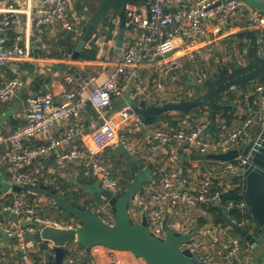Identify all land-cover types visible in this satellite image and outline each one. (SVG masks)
Masks as SVG:
<instances>
[{
    "label": "built area",
    "instance_id": "1",
    "mask_svg": "<svg viewBox=\"0 0 264 264\" xmlns=\"http://www.w3.org/2000/svg\"><path fill=\"white\" fill-rule=\"evenodd\" d=\"M175 1L150 0L151 18L144 4L126 3V31L134 33V42L123 51L120 64L102 85L94 86L95 77L83 80L78 84L76 91L66 94V100L62 103L57 102L51 92L27 97V123L9 133H0V145L7 147L1 162L11 167L14 183L25 186V189H29V194H34L32 188L28 187L38 184V176L25 171V168L36 159L52 158L56 166L55 171H65L70 164L78 163L83 167L85 176L96 178L102 188L114 194L120 193L119 184L113 179L111 169L97 159L95 154L75 148L63 149L64 143L84 129L81 112L90 104L102 118L91 133L95 150L99 152L116 143L121 144L127 151H132L134 147H131L126 135L120 134L119 130L133 121L136 131H143V141L148 146H172L187 155L225 154L236 149L247 135V130L261 122L264 115V96L259 102L260 111L255 112L232 133L214 141L206 138L210 128L209 121L194 129L186 126L175 129L171 127L170 122H166L162 128L153 129L146 127L136 115L130 114L128 108L116 115H108L113 108L114 97L121 95L125 87L139 76V66L144 64L158 68L155 90L163 92L164 82L168 79L185 70L188 65L207 61L209 53L203 52L199 46L210 39L209 25L214 20H230L235 24L244 22L250 29L258 31L261 43L258 52L264 56V15L249 8L243 1L196 0L192 6L173 9ZM21 14H26L25 26L18 25L13 43L1 48L0 68H6L11 61L27 57L31 47L30 40L33 38L36 39V49H40L44 28L48 26L62 24L67 31L79 32L77 22L69 19L68 0H40L34 11L30 8L28 11L21 9L15 3L0 1V34L7 33L13 25V17ZM107 19L108 22L103 23V33L95 36V44L101 51L109 41L111 26L115 32L120 24V17L116 12H112ZM180 42L189 50L186 49L183 56L175 55L181 47ZM65 56L69 55L65 53ZM23 86L24 81L20 76L5 81L0 87V102H11ZM256 91L264 93V85H259ZM67 119H72L73 122L66 133L58 138L52 135L57 124ZM34 138H42L45 143L38 146L25 145V142ZM245 164V159L223 162L220 172L224 177H233ZM159 176L158 184L143 185L132 202L147 213L148 231L151 234L164 240L167 230L183 235L196 229L197 235L190 244L183 245L181 249L192 251L199 264H247L253 260L251 249L243 247L241 239L228 224L210 222L200 229L194 224V211L204 217H210L203 205H222V192L213 190L211 175L193 181L181 169L171 168L162 171ZM230 188L226 185L223 191L227 192ZM234 207L235 204L230 202L229 209ZM238 207L246 210V203H241ZM3 208L4 211L12 213L18 221V225H14L0 220V230L10 238H18V264H38L32 255V247L35 244L31 243L30 246L24 235L36 233L41 225L58 228L65 226L40 215L36 211L37 206L28 203L23 197L14 198L11 205H4ZM171 210H177L178 215L166 226V216ZM248 223V220H243L241 224H236L243 228ZM103 252L107 255L108 262L101 264H134L135 261L143 260L129 252H119L101 246L93 247L90 257ZM121 253H128L131 260L121 258ZM82 256L89 258L85 249L78 255L71 256L67 264H84ZM0 264H3L1 260Z\"/></svg>",
    "mask_w": 264,
    "mask_h": 264
},
{
    "label": "crops",
    "instance_id": "2",
    "mask_svg": "<svg viewBox=\"0 0 264 264\" xmlns=\"http://www.w3.org/2000/svg\"><path fill=\"white\" fill-rule=\"evenodd\" d=\"M0 1L2 3H15L21 9L28 11V9L30 8L32 11H34L35 7L39 4L40 0ZM68 1L69 19L72 22H77L76 26L79 30L78 33H75L73 41H80V36L83 30V26L81 25L82 20L87 19V17L90 15V11L96 9L99 4L96 0ZM195 2L196 0H176L173 5V9L184 6H192L195 4ZM1 18L2 17L0 16V20ZM12 21L13 25L7 31V33L3 35L0 34V50L3 46H8L13 43L16 37L18 25L21 24L25 26L26 14L17 15L13 17ZM245 24L246 23L244 22H242V24H235L230 20H214L210 23L209 29L211 31V37L207 42L199 46V48H201L203 52L209 53L208 60L205 62H200V64L205 65L203 66V71L208 70L211 74H219L221 66H230L234 63L237 65H245L247 63L246 55L245 57H241L239 55L237 43L244 42L248 45V41L246 40V38L232 37L233 34L243 31L245 28ZM104 28L105 27L103 24L99 28L97 36L103 33ZM118 29L114 32L113 37L110 38L107 42L105 49L103 51L99 50L97 58L94 60H81V58L79 60H73L71 58L73 51L68 52V49L65 45L66 38L64 35L68 31L64 29L62 24L51 25L44 28V36L41 42L42 47L40 49H36V39H31V47L29 55L27 57L18 61H11L9 62L6 68H0V87L5 81L9 80L13 74L20 76L24 81V86L19 91L15 99L5 104L0 102V133H9L16 127L25 125L27 123L25 117V103L29 95L35 94V92L32 90V83L35 77H43L44 80L49 81L48 83L42 85L43 89H41L39 93L51 92L54 94L57 102L59 103H62L64 100H66L65 96L67 93L76 91L78 84L83 80L95 77L96 84H94V86L102 85L104 81L110 76V74L115 71L116 67L120 64L123 51L132 42H134V33L131 31H127L125 32V37L123 39L122 46H119ZM95 40L96 38L92 39V41L88 43L85 49H91V44L92 42L95 43ZM183 44V42H180L181 47L178 49V52L175 55H185L188 49ZM65 53H68L69 56H65ZM23 64L32 65L34 67V71L31 72L28 69L22 68L21 66ZM189 66L190 65H188L187 69L181 71L179 74H176L174 77H171L166 82H164L165 89L163 92H158L155 90L158 68L149 67L147 65L145 66L144 64L139 66V76L137 77L138 79L135 81L132 80L131 83L125 87L121 95L114 97L113 108L111 111L108 112V115H116L119 111L123 110L124 108H129L130 102L135 99L146 100L149 105H157L172 101H180L183 97H189L187 95L189 93L188 90H183V88L178 85L183 84L185 86H188L186 84L188 81L202 80L206 74L204 73L201 75L200 73L197 74L190 72ZM183 73H187V75H184ZM185 77L187 78L186 81L184 79ZM253 87H250L249 89H247V91H245L248 93L246 94L244 101H237L238 117H250L256 112L254 110V105L259 104L261 98L264 96V93L255 92L254 90H252ZM184 91H187L188 93H184ZM203 92L204 90L202 89L201 93ZM235 94L238 96L244 95L242 89H235ZM251 97H255L256 101L254 100L253 103L250 102ZM189 98L191 99V97ZM67 103L70 105L69 102ZM169 114L172 115L175 119L177 118V127L174 126L169 120L163 121L161 117L158 125L146 127L153 129L162 128L166 122H170L171 127L175 129L181 126H186L189 129H194L200 126L202 123L209 121L206 120L207 117H203L200 121H198L196 119L191 118L190 116L181 119L179 116H177L180 113ZM81 120L85 125L84 129L81 133L74 135L71 139L64 143L63 149L70 150L75 148L89 154H95V157L101 160L106 166H108L111 171L113 168H115V165L117 163H125L127 166L134 167L136 177L139 176V170L142 171L141 177L139 176L142 183V187L143 185L148 183L158 184L160 173L162 171L170 170L171 168H178L182 171L185 170L187 172V176H190L193 181H197L199 179H203L207 175H211L213 186L215 185L216 181L220 184H223L224 182L231 188L235 187L232 181V176L224 177L221 174L220 169L223 166L222 161L213 159H198L197 156H200L199 154L187 155L183 153V151H181L180 149L172 146H163L160 144H153L152 146H148L143 141V131H136L135 127L133 126V121H130V123L126 126H122L119 130L120 134L126 135V138L130 142L131 147H134L132 151H127L123 148L121 144L116 143L113 146L107 147L106 149L99 152L95 150L91 139V133L102 121L100 114L90 104L81 112ZM72 122V119H67L63 122H60L59 124H57V127L52 132V135L57 136V138L63 136L66 133L67 129L72 126ZM92 123H94V125H92ZM238 123H240V121H237L236 125ZM196 124L199 125L196 126ZM238 125L240 126L242 125V123ZM238 125L234 128L238 127ZM253 129L254 127L247 130V135L245 136L244 140L240 143V145L237 146V148L240 147L242 144L246 143L248 139L251 138L253 134ZM206 138L211 141L218 140L212 137L209 132L206 134ZM44 143V139L34 138L28 142H25V145L38 146ZM6 148L7 147L5 145H0V203H2L0 205V220H6L9 223L18 225L17 218L14 217L12 213L4 211L3 208L4 205H11L14 198L23 197L28 201L26 196L28 194L34 198L33 201H36L35 205L37 206L38 210L39 208H41V203L43 202L44 204L45 202H47L45 205H54L51 199L47 197V195L34 189H31L34 194H29V189H25L24 191L20 192L13 191L14 177L13 172L11 171V167L9 165H4L1 162V157ZM41 159L43 160L40 161L39 159H36L32 162L33 164L31 163L34 169H38V173H42L43 176L49 175V177L60 176L62 178H65L67 181L74 180L73 182L76 184V189H78L79 184L76 182L75 178L79 176V174H84L83 167L80 164L73 163L70 164L67 170L65 171H55L56 166L54 159ZM143 164L145 166L141 167L140 165ZM28 167H31V165ZM138 167H140L139 170L137 169ZM121 169L126 170V167L121 166ZM147 171L151 173L150 176L148 175ZM83 176H85V174ZM113 179L118 182V179ZM47 180L50 181V178H47ZM241 180L243 185L242 177ZM41 184L49 185L47 183ZM99 187H101V185L98 182L96 184V190ZM96 190L94 191L95 193ZM92 195L94 196V194ZM104 206L108 207L109 205L106 204L102 207L103 210L107 211ZM193 214L195 221L196 217L198 216V212L194 211ZM131 215L133 220L137 224H139L143 220V216L147 215V213L137 207L135 203H132ZM177 215V210L169 211L166 216L165 225L168 226L169 223L177 217ZM109 217H113V215H110ZM249 223L251 222L249 221ZM29 242L31 246L32 242ZM17 245V237L10 238L0 230V260L3 262V264H18V261L20 259V252L18 250ZM248 246L253 253V260L247 264H264V244H260L257 247H251L250 245ZM82 250H84V248L77 243L68 245L66 247V252L68 253V256L64 258V263L67 264V261L71 256L78 255ZM32 251V255L34 256V254L37 251H40V249H37L36 245H33ZM53 251L55 258V247ZM87 255L89 256L88 253ZM120 255L121 258L125 260H131V257L128 253H121ZM81 258L83 259L84 264H101L108 262V257L106 254H104V252L102 254L94 256L93 258L89 256V258H92L90 263H87L85 261L87 257L84 258V256H82ZM134 264L147 263L145 260H139L135 261Z\"/></svg>",
    "mask_w": 264,
    "mask_h": 264
},
{
    "label": "water",
    "instance_id": "3",
    "mask_svg": "<svg viewBox=\"0 0 264 264\" xmlns=\"http://www.w3.org/2000/svg\"><path fill=\"white\" fill-rule=\"evenodd\" d=\"M129 1L140 2L146 5L148 16L151 18L150 0H102L99 6L87 19L82 20V34L78 45L72 52V59L79 60L81 54L95 38L99 28L105 22L111 12L118 13L120 24L118 29V45L122 46L126 32V11L125 5ZM249 8L264 15V0H241ZM244 30L233 34L234 38H246L248 45L244 50L247 63L239 65L236 69L226 74L220 69L216 79L206 73L199 81H188L186 84L193 88L203 89L204 92L198 96L180 101H172L157 105H149L146 100L135 99L130 102L128 108L130 114L137 115L145 126L158 125L160 117L169 113L188 114L199 108H206L211 114L212 132L218 129V113L225 106L217 103L216 99L229 91L244 84L256 81L264 76V56L258 52L261 43L259 32L249 28L245 24ZM198 159H213L222 162H229L238 159H245L246 164L237 173L242 177V195L246 203V210L250 213L253 225L251 229H245L231 221L227 212L226 223L241 236L251 247L264 244V115L259 124L254 126L251 138L240 147L225 154L210 153L197 156ZM138 170L140 167L137 168ZM142 171L139 170L141 177ZM124 191L114 194L108 189L99 187L96 194L102 197L110 206L114 223H108L98 217L93 211L80 205L67 201L64 195L45 184L30 186L51 199L53 205L80 221V226L75 227H52L39 226L36 233H27L25 239L34 244H52L55 247L54 264H65L66 247L77 243L82 246L91 256V249L101 246L119 252H129L136 258L143 259L147 264H199L194 259V254L189 249L182 250L183 245L191 243L197 235L196 229L188 234L179 235L171 230L166 231V238L159 239L148 231L147 216L137 224L131 215V204L136 194L142 188L140 177ZM25 186L14 183L13 191L25 190Z\"/></svg>",
    "mask_w": 264,
    "mask_h": 264
},
{
    "label": "trees",
    "instance_id": "4",
    "mask_svg": "<svg viewBox=\"0 0 264 264\" xmlns=\"http://www.w3.org/2000/svg\"><path fill=\"white\" fill-rule=\"evenodd\" d=\"M98 4L102 2V0H96ZM129 2H134V1H129ZM108 22V19L105 21V23ZM110 32L108 33V38H112L114 34V27L111 26ZM127 32V31H126ZM65 45L67 47L68 52H72L77 44L79 43V40L73 41V37L75 36L74 32L68 31L65 35ZM247 44L244 42H238L237 43V48H238V53L242 57H245L244 50L246 49ZM99 49L95 45L94 42L91 44V49H85L82 54H81V60H94L97 58ZM68 54V53H66ZM41 55V53H40ZM203 64L198 63L197 65H190L189 70L190 72L197 73V74H204V73H209L211 77L216 79L219 74H211L208 70L203 71ZM237 64H231L230 66H221V69L228 74L230 71L234 70L237 68ZM22 68L28 69L29 71L33 72L34 67L29 64H23L21 66ZM188 66L186 67V69ZM203 71V72H202ZM184 75H187V73H183ZM18 76V75H12L10 79L13 77ZM186 81V77L184 78ZM48 80H44L43 77H35L32 83V90L35 92V94H38L41 89H43V84L48 83ZM259 86V85H264V76L260 77L256 81L250 82L248 84L241 85L239 87H236L235 89H242L243 94L242 96H238L235 94V89L229 91L228 93L219 96L216 101L217 103L224 104L225 106L219 111L218 113V129L216 132H212L209 128V134L214 137L215 139H219L220 137L228 135L229 133H232L234 130H236L240 123H244L249 117H238L237 116V108H238V103L237 101H244L246 94L248 92L247 89L253 86ZM185 86V85H184ZM253 87L252 90L255 92L257 87ZM187 89L191 88L188 86H185ZM192 89V88H191ZM199 92V89H196ZM202 90V89H201ZM200 93V92H199ZM259 93V92H258ZM198 96V94H197ZM194 98V97H193ZM226 98V99H225ZM190 99L189 97H183L182 100ZM256 98L251 97L250 102H254ZM256 101V100H255ZM254 110L256 112L260 111V106L254 105ZM208 113V115H207ZM177 116H179L181 119H184L188 116H190L193 119H196L200 121L203 117H207L206 120H209L210 126H211V114L208 109L206 108H199L196 110L191 111L188 114H183L180 113ZM163 121L169 120L174 126L177 127L178 121L170 114H166L161 117ZM176 120V121H175ZM237 121H240L238 123V127L234 128L237 123ZM199 124H196V126ZM42 161L43 159H39ZM33 164V163H32ZM31 164V167L25 168V171L34 173L35 175L38 176V184L41 183H47L59 192H61L64 197L69 201L70 203H73L75 205H80L82 207H85L88 210L93 211L98 217L101 219L108 221L109 223H114L115 219L112 221H109L110 215H113V212L111 211V208L108 206L107 211L103 210L102 207L103 205H106L107 202L100 197L98 194H96L94 191L96 190V184L98 183L97 179H94L92 177H86L83 176L84 174H79V176L76 177V182L79 184L78 189H76V184L70 183V181L66 180L65 178H62L60 176H52L49 177V175L43 176L42 173H38V169H34L33 165ZM30 166V165H29ZM121 166H125V169H121ZM141 167H144L145 165H140ZM31 168V169H30ZM42 172V171H41ZM47 172V171H46ZM183 173L187 175V172L183 170ZM112 176L113 178L118 179L120 191L126 190L131 183L136 179V174L134 167L127 166L125 163H117L115 165V168L112 169ZM47 178H50V181L47 180ZM233 184L235 185L234 188H230L227 192H224L223 190L225 189L226 184L223 182V184H220L219 182L215 181V185L213 186V190L215 191H220L222 192L221 197H222V205H203V208L208 211L210 214V217H204L200 214L195 219V226L196 228L200 229L206 224L213 222L214 224H223L226 225V220H225V214L224 212H227V215L229 218L237 224H241L243 220H248L251 223H248L243 226L245 229H251L253 225V221L251 218V215L247 210H241L238 206L241 203H245L244 197L242 195V180L241 177L235 174L232 177ZM52 182V183H51ZM94 192V193H91ZM25 193V192H24ZM23 194V193H21ZM26 194V193H25ZM94 194V196L92 195ZM28 202L32 205L36 204V201H33V197L30 195H26ZM90 196V197H89ZM230 202H233L235 204V207L233 209H229V204ZM2 204V203H1ZM0 204V205H1ZM38 212L41 215H44L45 217L52 218L56 220L57 222H60L63 226L67 227H75V226H80V221L73 217L71 214L56 208L55 206L51 205H46L45 207L39 208ZM114 218V215H113ZM234 234L239 237L242 241L243 247L245 249H248L249 246L245 240L237 235L235 232ZM36 248L40 249V251H37L34 254V259L38 264H54V246L52 244H35ZM68 256V253L65 252V258ZM87 263L91 262L90 258H86L85 260Z\"/></svg>",
    "mask_w": 264,
    "mask_h": 264
},
{
    "label": "rangeland",
    "instance_id": "5",
    "mask_svg": "<svg viewBox=\"0 0 264 264\" xmlns=\"http://www.w3.org/2000/svg\"><path fill=\"white\" fill-rule=\"evenodd\" d=\"M94 10H95V9H94ZM94 10H93V11H94ZM93 11H90V15L93 13ZM111 14H112V12L109 14V16H110ZM109 16H108V17H109ZM70 21H71V20H70ZM137 79H138V78H136L135 80H137ZM135 80H134V81H135ZM178 86L182 87L183 90H188L189 93H188L187 91H184V93L187 92V93H188L187 95H188L189 97H191V98L195 97L197 94H198V95L201 94V92H202V90H201L200 88H195V89H194V88H192V89L189 88V89H187L183 84H180V85H178ZM196 89H199V92H200V93H199ZM184 95H185V94H184ZM66 170H67V169H66ZM147 173H148V175L150 176L151 173H150L149 171H147ZM75 179H76V178H75ZM69 181H70V183H73L74 180H73V181H72V180H69ZM89 197H90V196H89ZM48 202H49V200H48ZM46 203H47V202H45V204H46ZM41 204H42L41 208L46 206V205L44 204V202L41 203ZM104 208L107 209V206H106V207L104 206ZM36 211H38L37 208H36ZM40 215H41V214H40ZM42 216H44V215H42ZM44 217H45V216H44ZM48 218H49V217H48ZM109 219H110L109 221H112V222H113V220H114L113 217H110ZM107 222H108V221H107Z\"/></svg>",
    "mask_w": 264,
    "mask_h": 264
}]
</instances>
